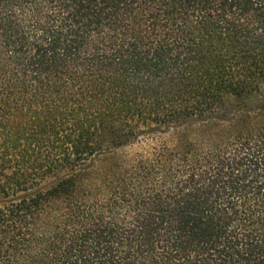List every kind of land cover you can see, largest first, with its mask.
Here are the masks:
<instances>
[{
  "label": "trees",
  "instance_id": "1",
  "mask_svg": "<svg viewBox=\"0 0 264 264\" xmlns=\"http://www.w3.org/2000/svg\"><path fill=\"white\" fill-rule=\"evenodd\" d=\"M0 264H264V0H0Z\"/></svg>",
  "mask_w": 264,
  "mask_h": 264
}]
</instances>
